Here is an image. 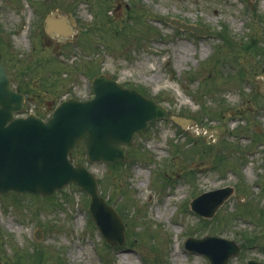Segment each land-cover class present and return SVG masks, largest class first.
Segmentation results:
<instances>
[{
  "label": "rangeland",
  "instance_id": "1",
  "mask_svg": "<svg viewBox=\"0 0 264 264\" xmlns=\"http://www.w3.org/2000/svg\"><path fill=\"white\" fill-rule=\"evenodd\" d=\"M46 14L66 17L72 35L47 34ZM0 51L26 94L21 115L46 118L57 101L90 98L100 72L170 116L136 132L121 162L83 160L125 222L123 243L105 241L74 183L51 196L8 193L0 264L10 255L30 264L36 245L40 264H209L184 246L205 235L239 244L229 264L264 261V0H0ZM226 186L213 216L191 209L193 197Z\"/></svg>",
  "mask_w": 264,
  "mask_h": 264
},
{
  "label": "water",
  "instance_id": "2",
  "mask_svg": "<svg viewBox=\"0 0 264 264\" xmlns=\"http://www.w3.org/2000/svg\"><path fill=\"white\" fill-rule=\"evenodd\" d=\"M165 20L198 34L207 33L199 25L175 18ZM45 30L58 36L71 34L66 18L57 15L47 16ZM10 78L7 67L0 63V194L30 192L49 196L73 182L88 194L89 212L105 240L123 243L124 224L99 195L94 174L85 165L74 164L68 155L83 148L89 161L122 160L126 157L124 145L131 141L134 132L145 128L152 119L167 117V109L100 73L91 80V98L63 100L46 120L35 114L13 118L20 111L24 96L11 88ZM231 190L226 186L203 192L191 201V208L211 217ZM34 235L41 238V229ZM185 247L205 255L210 264H228L229 257L239 250L234 240L214 235L190 236ZM247 264L264 262L249 259Z\"/></svg>",
  "mask_w": 264,
  "mask_h": 264
},
{
  "label": "trees",
  "instance_id": "3",
  "mask_svg": "<svg viewBox=\"0 0 264 264\" xmlns=\"http://www.w3.org/2000/svg\"><path fill=\"white\" fill-rule=\"evenodd\" d=\"M85 157L86 156H85V152H84L83 149L75 150V151L72 152V154H70V158L72 160H74L75 162H83ZM115 164L116 163H114V165ZM240 209L242 211V207ZM249 210L250 209H248L247 211H249ZM243 212H244V210H243ZM40 247L38 245H36L34 250L31 253L27 251L28 260H29L30 264H40V259H42V256H43V253H44L43 252L44 250L42 248H40ZM58 258L60 259V257H58ZM6 259L9 261L6 264H25L23 258H21V255H19L18 258H16L14 255H10Z\"/></svg>",
  "mask_w": 264,
  "mask_h": 264
}]
</instances>
